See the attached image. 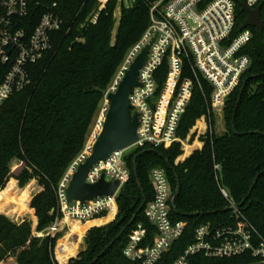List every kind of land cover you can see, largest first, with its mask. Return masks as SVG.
I'll use <instances>...</instances> for the list:
<instances>
[{
  "label": "trees",
  "instance_id": "16d2710c",
  "mask_svg": "<svg viewBox=\"0 0 264 264\" xmlns=\"http://www.w3.org/2000/svg\"><path fill=\"white\" fill-rule=\"evenodd\" d=\"M155 1L135 0L130 6L121 7L118 18L114 16L115 3L109 2L98 11L95 23H91L87 17L97 11L98 0H29L33 25L49 8L62 16L64 25L52 34V48L44 59L30 66L29 86L10 95L0 106V190L11 176L12 164H22L14 177L20 189L13 186L1 192L0 205L16 201L17 211L34 218L15 222L0 214V264H91L127 225L142 201L145 199L146 203L152 198L149 171L156 166L166 171L173 191L177 176V212L172 209L171 217L186 222L184 234L166 255L168 261L192 241L198 225L234 224L238 213L228 209L231 203L243 202L238 208L240 215L264 238V30L258 34L254 27H250L251 40L242 48V53L250 58V65L225 101L223 133L217 134L209 127L199 135L202 146L192 150L186 145L182 160L177 162L176 158L182 154L179 142L167 149L150 145L135 148L125 157L131 174L115 198L116 205L109 212L95 215L96 220L81 224L83 234L88 229L84 236L86 247L68 261H65L67 251L74 250L64 241H59L57 256L54 254L60 233L53 237L37 235L60 215L58 184L84 149L101 97L129 48L147 29L150 6ZM236 15L235 32H238L246 18L240 1ZM261 19L264 22V0ZM164 70L162 67L161 71ZM184 77H191L187 64ZM158 82L162 84V79ZM210 93L211 87L202 77L199 83L195 81L178 124L180 139H185L196 121L207 114ZM198 124L204 127L203 123ZM138 153L142 154L135 163L142 191L133 175V158ZM35 188L37 191L28 202ZM106 214L109 215L100 219ZM137 222L153 231L142 209L133 224L93 264H127L122 248ZM189 263L264 264V261L250 254L222 259L194 255Z\"/></svg>",
  "mask_w": 264,
  "mask_h": 264
},
{
  "label": "built area",
  "instance_id": "2783aa9c",
  "mask_svg": "<svg viewBox=\"0 0 264 264\" xmlns=\"http://www.w3.org/2000/svg\"><path fill=\"white\" fill-rule=\"evenodd\" d=\"M134 1L98 0L97 11H93L87 21L95 23L98 11L109 2L115 3L114 16L118 18L116 11L120 14L121 7H128ZM238 1L251 9L263 2L157 0L151 4L147 29L125 54L106 93L107 99V94L115 91L132 61L153 39L147 61L138 72L139 85L129 95L131 113L138 114V139L132 147L150 145L167 149L173 143H182L177 136L178 124L191 99L194 83H199L200 77L211 87L210 107L201 118L204 125L205 117H210L212 112L225 105L227 97L250 65V58L242 53V48L251 40V29L245 27L235 32ZM32 21L29 0H0V106L10 95L29 86L30 66L44 59L52 48V34L64 25L62 16L52 8L43 12L34 25ZM186 64L191 77L183 78ZM162 67L164 71H161ZM158 79H162V84ZM124 151H115L106 160L93 165L86 181L95 182L103 175L107 180H118L119 191L131 174ZM87 155L86 152L80 153L67 168L56 191L61 218L56 217L51 225L37 233L38 236L53 237L62 232L69 221L86 223L101 212H109L111 205H116V194L88 200L83 205L67 203L65 189L77 165ZM149 182L153 196L145 203L143 213L153 231H149L143 222L135 224L122 248L127 264H190L189 259L194 255L222 259L250 254L264 261V238L240 215L238 209L233 210L238 213L234 224L218 227L210 223L198 225L192 241L168 261L166 255L184 234L186 222L175 221L171 217L174 191L166 171L159 166L151 168ZM221 192L228 198L224 189ZM234 205L231 203L230 206ZM54 254L57 256L56 251Z\"/></svg>",
  "mask_w": 264,
  "mask_h": 264
},
{
  "label": "water",
  "instance_id": "95a60500",
  "mask_svg": "<svg viewBox=\"0 0 264 264\" xmlns=\"http://www.w3.org/2000/svg\"><path fill=\"white\" fill-rule=\"evenodd\" d=\"M241 11L246 13V18L241 24L240 28L254 27L258 34L263 33L264 22L261 19V7L258 5L256 8L251 9L244 3H240ZM153 39L146 44L136 58L132 61L127 71L119 81L115 91L107 94L108 106L103 114V119L99 131L97 132L91 147L90 153L85 159L80 162L76 170L73 172L71 179L65 189L66 201L68 204L73 202H79L83 205L86 201L92 200L98 197H112L119 188V181L116 179L107 180L102 175L95 182H87L86 177L93 165L99 161H104L107 157L115 151L126 150L132 147L137 137L138 127V114L137 112L131 113L129 95L131 90L139 85L137 76L139 69L145 64L148 58V51ZM142 153H138L133 158V175L135 177L138 188L142 191L141 184L137 177L136 170V158ZM256 183V179L252 182V185ZM179 192V181L176 176V185L174 189V196L171 201L172 208L177 212L175 208V197ZM243 202L238 205L230 206L228 209L236 210ZM145 205V199L137 208L134 215L130 218L129 222L118 233L113 241H111L100 253L97 255L91 264L97 261V259L114 243L115 240L120 238L124 231L133 224L138 213L143 209ZM197 214V213H194Z\"/></svg>",
  "mask_w": 264,
  "mask_h": 264
},
{
  "label": "rangeland",
  "instance_id": "374dc122",
  "mask_svg": "<svg viewBox=\"0 0 264 264\" xmlns=\"http://www.w3.org/2000/svg\"><path fill=\"white\" fill-rule=\"evenodd\" d=\"M115 15L117 17H119L118 11H116ZM112 84H113V81L109 85L108 89L110 88V86ZM108 89L104 92V94L101 97L98 109H97L96 113L94 114L92 122L90 124L86 145H85L84 149L82 150V152H86L88 155L90 153L89 148L91 147V144H92L97 132L99 131V128H100V125H101V121L103 119V114L106 111L107 106H108L107 105V100L108 99H106V93H107ZM223 109H224V106L222 107L221 110L212 112L211 115H210V118L208 117L207 119H205L204 127H201L198 124L199 122L203 123V120H201V118L196 121L194 127L191 129V131L186 136V138L183 139V140L181 139V141H182V143H181L182 154L179 155L176 158L175 162L182 160L181 157L185 153L184 149H185L186 145L189 146V147H192L191 148L192 150L202 146V142L199 139V135L203 134L207 129L209 130V127H212V129H214V131L217 134L223 133L226 130ZM192 134H194L193 137H192ZM134 149H135V147H130V148L126 149L124 151L125 157L129 156V154L131 152H133ZM21 168H22V164H20V163L19 164H12V166H11V176H10L8 182L6 183L5 188L0 190V193L4 192L6 189H10L13 186H17L18 187V184H17L18 181L14 177L20 172ZM34 183H29L28 185H30V184L34 185ZM36 191H37V189L34 192H32V194L29 197L28 202L30 201L31 197L33 196V194H35ZM119 192H120V190L116 193V196L118 195ZM116 196H115V198H116ZM0 214L6 215L7 217H9L11 220H13L15 222H20L21 218H30V219L34 220V218L32 217L33 216L32 214H29V213H24L23 214L22 212L20 213V211H17V202L16 201L7 202L6 204L0 205ZM108 215L109 214H106L105 216L101 217L100 219H103V218L107 217ZM59 218H61V214L59 215ZM113 218L114 217H112V219ZM112 219H110L107 222H104V223H101V224H97V225L106 224V223L110 222ZM94 220H96L95 216L93 217L92 221H94ZM73 223H76V222L71 221L69 223V225L65 226V228L62 230V232H60V237L57 240V244L55 246L54 251H56L59 241L62 238H64V235L66 233H68L69 231H73V232H78L79 231V229H77V227ZM80 224H85V223H80ZM92 226H95V224L91 225L90 227H92ZM87 230L85 231V233L80 238V242L78 243V247L76 249H74V252L67 251L69 253L66 255L65 261H68L71 257L76 256L80 251H82L86 247L85 241H84V236H85ZM75 241H76V238L75 237H71L70 239L66 240V243L67 244L75 243Z\"/></svg>",
  "mask_w": 264,
  "mask_h": 264
},
{
  "label": "bare ground",
  "instance_id": "6f19581e",
  "mask_svg": "<svg viewBox=\"0 0 264 264\" xmlns=\"http://www.w3.org/2000/svg\"><path fill=\"white\" fill-rule=\"evenodd\" d=\"M93 143V142H92ZM92 145V144H91ZM114 208V205H111V209ZM77 229H79L78 232H73V231H69L68 233H66L64 235V238H62L61 240L64 241L66 243V240L70 239L71 237H75L76 238V241L75 243H70L68 244L69 247L73 250L76 249L78 247V243L80 242V238L82 237L83 235V231L81 229V224L80 223H73ZM71 230V229H70Z\"/></svg>",
  "mask_w": 264,
  "mask_h": 264
},
{
  "label": "crops",
  "instance_id": "0c3cea01",
  "mask_svg": "<svg viewBox=\"0 0 264 264\" xmlns=\"http://www.w3.org/2000/svg\"><path fill=\"white\" fill-rule=\"evenodd\" d=\"M200 148V147H199ZM70 221L68 222V225H69Z\"/></svg>",
  "mask_w": 264,
  "mask_h": 264
}]
</instances>
